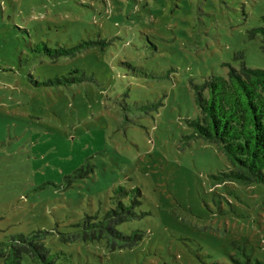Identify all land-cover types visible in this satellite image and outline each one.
<instances>
[{"label":"rangeland","instance_id":"rangeland-1","mask_svg":"<svg viewBox=\"0 0 264 264\" xmlns=\"http://www.w3.org/2000/svg\"><path fill=\"white\" fill-rule=\"evenodd\" d=\"M263 16L264 0H0V242L48 231L60 264L264 260V182L223 177L189 124L196 86L264 69ZM119 187L139 203L117 229L139 243L61 240L127 202Z\"/></svg>","mask_w":264,"mask_h":264},{"label":"trees","instance_id":"trees-1","mask_svg":"<svg viewBox=\"0 0 264 264\" xmlns=\"http://www.w3.org/2000/svg\"><path fill=\"white\" fill-rule=\"evenodd\" d=\"M257 34L261 36V50L264 52V16L262 25L251 30V37ZM88 44L82 42L70 48L56 49L44 44V49L50 57L74 56ZM56 82L62 83L60 79ZM196 103L201 114L189 121L194 129L193 136L217 144L225 154L233 169L222 176L243 184L264 182V69L242 64L239 69L230 67L226 77L212 75L196 86ZM115 193L127 197L128 201L124 202L115 195V206L106 210L102 218L86 214L82 227L73 234H61V240L104 238L112 249L132 248L139 243L143 239L141 231L124 234L117 229L119 224L137 216L134 208L139 201L133 196V190L119 187ZM48 233L34 230L0 242V264H22L25 256L33 264H60L57 256L45 245ZM243 255L244 260L232 257L234 264H264V260L254 262Z\"/></svg>","mask_w":264,"mask_h":264}]
</instances>
